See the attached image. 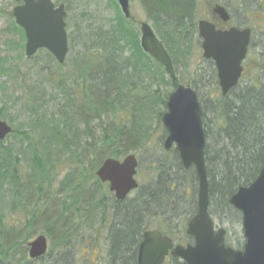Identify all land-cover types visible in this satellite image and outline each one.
Segmentation results:
<instances>
[{
	"label": "trees",
	"instance_id": "16d2710c",
	"mask_svg": "<svg viewBox=\"0 0 264 264\" xmlns=\"http://www.w3.org/2000/svg\"><path fill=\"white\" fill-rule=\"evenodd\" d=\"M199 1L139 0L169 52L176 73L180 65L189 68L195 48L200 49ZM238 1L244 15L258 9L264 12V0H253L256 10L247 9L245 0ZM61 2L67 7V1ZM217 2L233 5L232 0ZM111 3L116 17L106 29L99 27L82 35L84 31L78 27L81 49L72 60L60 64L46 49L28 58L41 65L40 75L47 68V80L54 89L51 96L57 101L55 93L59 91L65 104L56 115L46 102L50 93L43 87L37 92L31 88V99L27 101L34 115L31 125L37 131L38 144L28 142L27 130L15 128L7 139L12 135L18 138L16 146L0 141V205L9 201V205H21L28 213L27 222L20 228L8 230L0 220V264H137L143 235L155 227L178 243L193 240L185 232L189 219L197 212L198 178L195 169L183 167L178 153L172 155V164L166 159L152 163L151 181L140 185L134 197L122 201L110 190L104 191L107 184L96 176L106 159L120 160L150 145L157 126L162 125V109L170 94L161 89H175L181 83L178 78L172 80L164 67L143 50L137 22L122 14L117 0ZM10 15L13 17L12 12ZM243 23L237 26L244 27ZM13 27L21 36L23 57L24 32L15 24ZM68 37L73 50L77 40L69 32ZM254 46L253 39L252 49ZM203 60L212 66L204 73L213 86L207 91L209 98L201 97L196 82L188 86L197 90L203 107L210 213L221 221H240L241 214L231 206L230 199L241 186L254 182L264 165V60L259 58L257 66L249 69L248 82H241L226 96L220 92L214 63ZM1 68L5 66L0 63ZM199 75V71L193 74L204 77ZM200 81L206 87V82ZM210 113L213 121L208 120ZM0 117L7 119L9 114L0 109ZM215 118L220 141L212 152L208 140ZM28 153L33 160L22 168V156L24 162ZM64 154L74 162L67 177L55 186V162ZM182 181L189 182L192 197L188 199L186 193L187 220L186 216L183 220L176 218L174 213L181 201L178 192L183 190ZM167 209L173 215L167 216ZM38 218L43 220V234L50 245L45 256L31 259L28 245L37 233ZM102 237L106 255L95 262L92 254ZM165 264L186 263L170 257Z\"/></svg>",
	"mask_w": 264,
	"mask_h": 264
},
{
	"label": "water",
	"instance_id": "95a60500",
	"mask_svg": "<svg viewBox=\"0 0 264 264\" xmlns=\"http://www.w3.org/2000/svg\"><path fill=\"white\" fill-rule=\"evenodd\" d=\"M17 1L24 2V5L14 9V17L25 31L26 55L31 57L44 48L63 64L69 51L65 6L56 8L52 0ZM118 2L124 15L131 18L130 0ZM214 12L224 22L230 19L221 6L217 5ZM199 31L204 40V57L215 62L220 86L226 95L237 86L242 76V63L248 53L251 30L234 27L222 31L208 21H201ZM141 33L144 51L175 78L172 59L152 27L143 23ZM167 108L168 111L162 118L168 131L165 149L169 151L175 144L184 167L190 169L195 166L199 179L198 210L187 228V234L194 238L195 245H175L171 238L160 231H147L139 247L137 264H163L169 254L186 264H264V165L257 179L247 187H240L230 199V203L242 213L245 245L243 250L227 247L226 230L215 232L214 221L209 212L206 138L198 94L192 88L180 85L171 94ZM12 131V127L0 117V140H5ZM138 166L139 162L133 154L123 161L109 158L99 168L97 176L103 182H110V189L116 193L117 199L124 200L138 188L139 184L135 179ZM47 252L48 239L45 235H39L29 243V255L32 259H39Z\"/></svg>",
	"mask_w": 264,
	"mask_h": 264
},
{
	"label": "rangeland",
	"instance_id": "374dc122",
	"mask_svg": "<svg viewBox=\"0 0 264 264\" xmlns=\"http://www.w3.org/2000/svg\"><path fill=\"white\" fill-rule=\"evenodd\" d=\"M57 5L58 4H66L64 2H61V0H53ZM67 1L68 5L66 7L67 10V19L66 22L68 24L67 29L69 32V35L72 34L74 38H76L77 42L75 43L74 49L70 50L67 56L68 60H72L74 56L77 54V52L81 49L80 43L78 42L80 38V31H78V27L84 31L82 32V35H87L91 29L94 30L96 28L102 27L103 29H106L105 27L108 24H111L112 20L116 17V9L112 7V0H65ZM217 1V0H216ZM248 3V8L251 10H256L257 4L253 2V0H245ZM238 0H234L231 2L233 7L236 10V13L239 17L244 18L240 19L234 14V22L230 23V25L235 24H242L243 21L250 26L254 31V43L255 46L252 49L251 54L248 57L247 60V68H253L257 66V60L263 59L264 60V12L258 9V11L250 12L248 15H245L242 17V9L238 6ZM118 3V2H117ZM261 4L264 5V2L261 1ZM15 0H0V63L5 66L4 68L0 69V109H5L9 117L7 119H3L5 122H7L13 129H18L19 131L27 130L29 132V141L33 144L37 143V137L35 134H37L36 129L31 125L34 119V115L31 113V110H29L28 105V99L30 98V89L33 88L34 92H37V89L39 91L40 87H43L47 92L50 93V95L47 97V104L49 106V111L59 114L60 108L62 107L61 104H65V101H63L59 91L55 93V96L58 97L57 101L53 100L51 96V92L54 91V89L51 87L49 81L47 78L49 77V73L46 72L47 68H44L42 71V74L40 75L39 72L41 71V65L36 63L35 60H29L28 57L25 55V52L23 51V57H22V51L20 50L19 46L21 44V36L19 32L17 31V28L13 27V24L16 25L14 17L10 15V13L13 11V9L16 7ZM119 5V4H118ZM231 6V7H232ZM120 7V6H119ZM255 8V9H254ZM211 6H209V3L207 0H201L199 1V18L201 16L207 17L211 12ZM131 13L134 17V20L138 24V28L140 29L141 23H148L153 27L152 21L148 18L147 13L145 12L143 6L139 2V0H131ZM246 19L245 17H248ZM77 26V28H76ZM82 45V44H81ZM199 45V44H198ZM71 45L69 44V48ZM258 54V55H257ZM68 67L71 65L70 61ZM264 62V61H263ZM68 67L65 68L68 70ZM65 69L63 71H65ZM212 69V66L209 67L207 63L204 62L202 58L201 49L195 48L194 53L191 56L190 61V67L184 68L182 65L179 66V71L176 73V78L181 82V85L188 86L189 84H196L197 83V90L200 91L201 97L204 99L209 98L207 96V91L209 88L213 87L211 83V79L205 75L206 70ZM176 71V69H175ZM195 71H199V76L201 77H195L193 74ZM206 71V72H205ZM212 71V70H211ZM210 71V72H211ZM202 74V75H201ZM204 74V75H203ZM203 79L206 84L209 86L207 88L204 86L205 84L200 83V80ZM249 79L245 78L242 80L243 84L248 82ZM196 82V83H194ZM214 82V81H213ZM70 85V84H69ZM193 87V86H192ZM194 88V87H193ZM161 89V88H160ZM195 89V88H194ZM56 90V89H55ZM164 93H171L173 92L172 87L164 88L162 89ZM72 95L76 92L74 88L71 90ZM213 94V93H212ZM76 96V95H75ZM28 110V111H27ZM166 111V108L164 107L162 109V112L164 113ZM30 114V115H29ZM29 117V120H28ZM213 121V114L210 113L208 116V120ZM27 120V121H25ZM216 120V118H215ZM157 131L154 132V135L152 137V141L150 142V145L143 150L142 152H136V156L138 157L140 161L139 169H138V175L136 176L138 182L140 185L147 184L151 180L149 179L151 177L150 169L153 168V164L158 159H166V161H170L172 164V155L175 154L174 149L170 151L171 153L169 156H166L164 153V140H165V129L163 125L157 126ZM214 128L213 132H211L210 139L208 140V144L210 146V150L213 152L218 147V142L220 139H218L217 133L219 132L218 129V123L217 120L214 122ZM35 133V134H34ZM19 143V139L14 137V135L10 136V138L6 139L4 141V145H12L16 146ZM29 144V145H30ZM33 149V148H32ZM166 156V157H165ZM32 154L28 153L26 154V159L23 162L24 157L22 156V168L27 167L33 159ZM74 160L69 158L68 154H64L60 157L58 162L56 163L57 166V173L58 176L55 178V186H58L61 181H63L66 177L69 171L71 170V167L73 165ZM189 175L192 176L191 172L189 171ZM153 178V177H152ZM151 178V179H152ZM182 184H184V181H182ZM176 186H178L176 184ZM183 190L180 189L181 193L178 192L179 196L181 197L180 203L176 204V208H174V213L176 218H181V220L188 219L187 214L188 210L186 207V193L188 195V199H191V191H190V184L189 182L185 183L183 186ZM107 189L109 190V186L106 185ZM178 189V188H177ZM176 190V188H175ZM196 196H198L196 194ZM134 197V194L131 195L130 198ZM186 198V199H185ZM6 200V196H5ZM4 200V201H5ZM9 203V201H7ZM8 203H4V205H0V220L3 222V224L6 226L8 230L15 229V227H22L27 222V211L22 208L21 205H17L16 207H13L9 205ZM172 211L170 209L166 210V215L171 216ZM213 216V215H212ZM191 217V216H190ZM214 217V216H213ZM160 221L162 218L159 219ZM214 220L216 221L217 228L223 227L227 230V243L230 246H233L237 249H241L244 245V234H243V228H242V219L231 221L230 222L219 219V217H214ZM42 218H38V230L35 236L30 240L32 241L37 235H42L44 233L43 230V223ZM157 222V221H155ZM153 226H157V224H154ZM176 226V225H175ZM3 227V226H1ZM155 229H158L155 227ZM159 230V229H158ZM106 253V245L105 241L102 238H100V242L98 241L97 248L93 251L92 259L97 262L99 258L101 257L104 259Z\"/></svg>",
	"mask_w": 264,
	"mask_h": 264
},
{
	"label": "flooded vegetation",
	"instance_id": "af4514ba",
	"mask_svg": "<svg viewBox=\"0 0 264 264\" xmlns=\"http://www.w3.org/2000/svg\"><path fill=\"white\" fill-rule=\"evenodd\" d=\"M212 21H214V23L216 24V26H217L218 29L225 30V29H228L229 28L228 27V24L229 23L227 25L226 24H223V22L221 21V19L219 17H217V16L212 17ZM187 243L193 244V240H192V242H187ZM169 258H170V256H168L166 258L165 262L168 261Z\"/></svg>",
	"mask_w": 264,
	"mask_h": 264
}]
</instances>
